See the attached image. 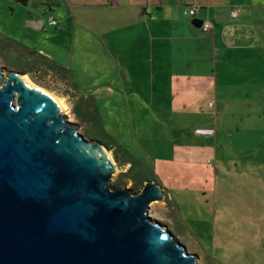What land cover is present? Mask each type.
I'll return each mask as SVG.
<instances>
[{"label":"rangeland","instance_id":"obj_1","mask_svg":"<svg viewBox=\"0 0 264 264\" xmlns=\"http://www.w3.org/2000/svg\"><path fill=\"white\" fill-rule=\"evenodd\" d=\"M67 1L93 3L0 0V37L46 49L58 62L70 66L82 88H98L95 94L106 128L154 170V179L164 189L163 198L150 204V218L196 255L198 264H264V105L254 108V116L246 113L248 108H241L242 113L231 117L228 127L221 123L224 117L217 123L207 114L211 111L184 106L179 92L170 89L169 82H161L165 60L155 55L154 62L148 63L139 51L127 52L132 44L125 29L115 36L124 39L117 50L131 55L128 61L125 55L119 61L131 79L123 84L119 68L109 59V49L103 46L108 62L97 58L95 48L90 50L95 45L87 46L84 41L85 28L76 31L71 25ZM96 12L75 8L79 18L85 17L81 14L93 18ZM51 17L60 21L59 27L49 24ZM105 38L110 41L112 36L105 34ZM0 69L5 75L20 71L2 55ZM25 74L65 101L63 114L88 138L86 126L73 112L81 90L47 66ZM107 150L117 164L111 187L139 193L143 185L135 189L133 181L117 184L129 164H119L114 151Z\"/></svg>","mask_w":264,"mask_h":264},{"label":"water","instance_id":"obj_2","mask_svg":"<svg viewBox=\"0 0 264 264\" xmlns=\"http://www.w3.org/2000/svg\"><path fill=\"white\" fill-rule=\"evenodd\" d=\"M25 75L0 69V264H198L150 218L162 185L111 187L106 145Z\"/></svg>","mask_w":264,"mask_h":264},{"label":"crops","instance_id":"obj_3","mask_svg":"<svg viewBox=\"0 0 264 264\" xmlns=\"http://www.w3.org/2000/svg\"><path fill=\"white\" fill-rule=\"evenodd\" d=\"M191 5L198 6L194 17L184 14ZM235 6H241L236 16L232 15ZM68 7L71 25L76 31L85 28L84 41L87 46L95 45L89 48H95L94 55L108 62L103 46L109 49V59L119 68L123 84L131 79L129 70L119 64L126 56V52L117 50V44L124 42L121 37L115 38L121 29L131 39L132 47L126 51H139L148 63L154 62L155 55L165 60L161 82H169L170 89L179 92L184 106L211 111L207 114L212 121L219 123L224 117L221 123L228 127L230 118L242 113L241 108H248L246 113L254 116V108L264 105V0H93L69 3ZM75 8L97 12L93 18L89 14L79 18ZM203 20L213 23L211 31L202 30ZM105 34L112 36L111 42ZM32 49L55 59L46 49ZM126 58L128 61L131 55ZM170 66L173 71L168 72ZM132 67L140 72L135 63ZM69 69L79 90L86 96L94 95L97 101L98 88H82ZM143 72L149 74L147 68Z\"/></svg>","mask_w":264,"mask_h":264},{"label":"trees","instance_id":"obj_4","mask_svg":"<svg viewBox=\"0 0 264 264\" xmlns=\"http://www.w3.org/2000/svg\"><path fill=\"white\" fill-rule=\"evenodd\" d=\"M0 55L7 63L23 73H31L37 66H47L64 79H69V82L77 88L71 70L67 66L24 44L16 43L7 37H0ZM73 112L86 126V136L89 139L102 141L107 148L113 150L119 164H129L128 169L121 173L118 185L121 181H133L135 189H139L141 185L144 187L148 179L155 178L154 170L119 143L116 137L106 129L94 95H78L74 101Z\"/></svg>","mask_w":264,"mask_h":264},{"label":"built area","instance_id":"obj_5","mask_svg":"<svg viewBox=\"0 0 264 264\" xmlns=\"http://www.w3.org/2000/svg\"><path fill=\"white\" fill-rule=\"evenodd\" d=\"M197 11H198V6L191 5V6H188L185 9L184 14L186 16L194 17L197 14ZM240 11H241V8L239 6H235L232 9V15L236 16L237 14H239ZM49 24L52 25V26L59 27L60 21L57 18H55V17H51V18H49ZM212 29H213V23L211 21H209V20H203V22H202V30L204 32H209Z\"/></svg>","mask_w":264,"mask_h":264},{"label":"bare ground","instance_id":"obj_6","mask_svg":"<svg viewBox=\"0 0 264 264\" xmlns=\"http://www.w3.org/2000/svg\"><path fill=\"white\" fill-rule=\"evenodd\" d=\"M24 78L26 79V81H27L30 85L40 87V88H42L43 90L47 91V92H48L49 94H51L52 96H54V97L57 99V101H58L59 105L61 106L62 110H65V109H66V106H67V105H66V103H65V101H64L63 99L58 98L57 96H55V95H53L51 92H49L47 89H45V88H43V87H41V86H39V85L33 83V81H32L27 75H25Z\"/></svg>","mask_w":264,"mask_h":264}]
</instances>
